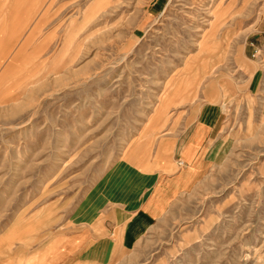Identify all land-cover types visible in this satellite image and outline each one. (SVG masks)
Here are the masks:
<instances>
[{
	"label": "rangeland",
	"instance_id": "rangeland-1",
	"mask_svg": "<svg viewBox=\"0 0 264 264\" xmlns=\"http://www.w3.org/2000/svg\"><path fill=\"white\" fill-rule=\"evenodd\" d=\"M2 18L11 51L29 42L0 99V264L110 236V200L201 120L208 171L101 264H264V0H0Z\"/></svg>",
	"mask_w": 264,
	"mask_h": 264
},
{
	"label": "crops",
	"instance_id": "crops-1",
	"mask_svg": "<svg viewBox=\"0 0 264 264\" xmlns=\"http://www.w3.org/2000/svg\"><path fill=\"white\" fill-rule=\"evenodd\" d=\"M12 36V30L5 18H2L0 99H7L11 92L10 86L16 80V70L28 68L25 64L18 66L15 58L24 46H28L29 40L22 41L19 48L13 52L10 50ZM34 47L33 45L28 54L34 53ZM11 52L12 56L9 57ZM25 76L26 74L24 78ZM174 141V163L159 171L146 172L138 169L137 172L143 180L142 187L136 188L131 195H121L110 200L115 202L106 212L108 217L103 222L104 228L111 233L110 236L105 232L96 235L89 227L71 232L65 235L60 246L50 253L47 264H101L105 259L103 254L108 255L114 246L123 251L128 249L135 239L146 231L147 225L162 217L178 196L192 189L211 166L209 143L213 141V127L207 121H197ZM177 161H180V165ZM104 244L110 246L104 250L101 247Z\"/></svg>",
	"mask_w": 264,
	"mask_h": 264
}]
</instances>
